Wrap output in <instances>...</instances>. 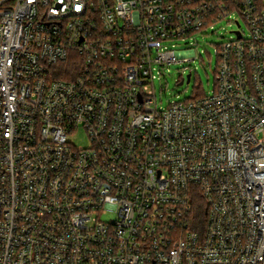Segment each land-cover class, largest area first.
Listing matches in <instances>:
<instances>
[{"label":"built area","instance_id":"1","mask_svg":"<svg viewBox=\"0 0 264 264\" xmlns=\"http://www.w3.org/2000/svg\"><path fill=\"white\" fill-rule=\"evenodd\" d=\"M232 15L213 92L159 106ZM0 264H264V0H0Z\"/></svg>","mask_w":264,"mask_h":264},{"label":"rangeland","instance_id":"2","mask_svg":"<svg viewBox=\"0 0 264 264\" xmlns=\"http://www.w3.org/2000/svg\"><path fill=\"white\" fill-rule=\"evenodd\" d=\"M236 16H227L197 33L193 38L181 42L180 47H195L198 57L191 62L172 64L165 69V76L157 79L156 89L159 106L167 107L171 101H185L193 93L203 94L205 91L211 94L217 81V65L219 59L217 49L220 43L233 36L232 30L237 28L234 22ZM244 23V22H243ZM246 24L244 23L243 26ZM192 71L190 82L179 84L183 75ZM74 145H88L89 141L84 129H79L69 136ZM108 218V217H104Z\"/></svg>","mask_w":264,"mask_h":264},{"label":"trees","instance_id":"3","mask_svg":"<svg viewBox=\"0 0 264 264\" xmlns=\"http://www.w3.org/2000/svg\"><path fill=\"white\" fill-rule=\"evenodd\" d=\"M205 205L201 202L197 204L194 210V223L195 225L199 223H205L206 219V210Z\"/></svg>","mask_w":264,"mask_h":264},{"label":"water","instance_id":"4","mask_svg":"<svg viewBox=\"0 0 264 264\" xmlns=\"http://www.w3.org/2000/svg\"><path fill=\"white\" fill-rule=\"evenodd\" d=\"M190 77H191V74L189 73V74L187 75V81H188V82L190 81ZM182 83H183V81L180 82V84H182Z\"/></svg>","mask_w":264,"mask_h":264}]
</instances>
